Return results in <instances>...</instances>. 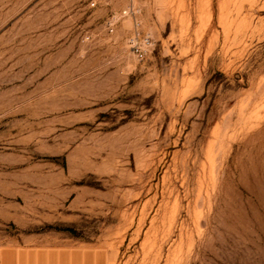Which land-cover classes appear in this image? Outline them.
I'll return each instance as SVG.
<instances>
[{
    "label": "rangeland",
    "instance_id": "374dc122",
    "mask_svg": "<svg viewBox=\"0 0 264 264\" xmlns=\"http://www.w3.org/2000/svg\"><path fill=\"white\" fill-rule=\"evenodd\" d=\"M0 264H264V0H0Z\"/></svg>",
    "mask_w": 264,
    "mask_h": 264
},
{
    "label": "built area",
    "instance_id": "2783aa9c",
    "mask_svg": "<svg viewBox=\"0 0 264 264\" xmlns=\"http://www.w3.org/2000/svg\"><path fill=\"white\" fill-rule=\"evenodd\" d=\"M135 10L132 7H129L123 12V15L135 14ZM115 23H109V30L113 32ZM129 44L132 53L139 61H144L149 55L152 48L151 38L148 36H142L141 32L136 28L134 35L129 39Z\"/></svg>",
    "mask_w": 264,
    "mask_h": 264
}]
</instances>
